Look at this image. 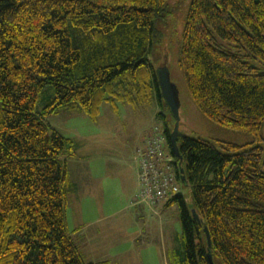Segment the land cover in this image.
Here are the masks:
<instances>
[{"label":"trees","instance_id":"trees-1","mask_svg":"<svg viewBox=\"0 0 264 264\" xmlns=\"http://www.w3.org/2000/svg\"><path fill=\"white\" fill-rule=\"evenodd\" d=\"M168 1L0 0V264H112L86 262L69 230L78 144L46 116L79 110L97 123L104 104L167 105L150 54ZM178 66L199 111L247 139L183 132L179 158L176 119L159 112L192 196H166L181 211L171 264H214L209 250L215 264H264V0H191Z\"/></svg>","mask_w":264,"mask_h":264},{"label":"rangeland","instance_id":"rangeland-1","mask_svg":"<svg viewBox=\"0 0 264 264\" xmlns=\"http://www.w3.org/2000/svg\"><path fill=\"white\" fill-rule=\"evenodd\" d=\"M190 1H168L167 11L155 24L162 36L154 41L150 54L151 63L159 69L160 66H165L162 62L168 60L171 79L177 84L182 99L183 110L180 108L182 133L207 139L218 137L244 141L247 136L243 130L222 128L209 121L189 96L178 66V59ZM53 94V90H50L49 95ZM47 96L46 99L38 102L39 109L48 102ZM118 106V109H114L110 104H104L97 124L85 112L79 110H61L46 116L52 127L65 136L73 138L78 144V158L69 165L75 180L81 186L84 175L89 186L92 184L93 188L99 191L85 195H80V192L73 193L67 210L69 230L86 262L98 263L110 258L112 264H171L174 259L172 252L182 248L180 204L176 202L171 206L162 207L156 216L151 212L152 208L143 203L146 206L147 216L134 220L132 217H137L138 214L130 207L132 203L128 200V196L126 197V191L117 173L124 170L122 162L125 161L126 150L133 146L136 139L140 137L144 139L149 129L154 126H160V132L165 136L166 153L170 155L171 146L166 134V119L172 125L175 117L167 105H159L157 101L137 107L119 102ZM159 112H164L166 119ZM109 145L115 146L112 151L108 148ZM128 155L130 157L131 152L127 153ZM165 163H167L166 159ZM79 164L80 175L77 174ZM172 165L177 175V165L175 162ZM176 180L181 193L191 203L190 188L178 177ZM114 186L116 191H113ZM171 195L175 194L171 193ZM159 215H162L161 218ZM81 223L90 228L86 227L83 233L80 231L75 233L74 230H77V226H81ZM145 225L150 230L144 227ZM120 226L123 229H120ZM98 229L100 233L97 232ZM139 231L142 237L132 242L130 238ZM81 238L84 243L81 242ZM143 241L145 243L141 244Z\"/></svg>","mask_w":264,"mask_h":264},{"label":"built area","instance_id":"built-area-1","mask_svg":"<svg viewBox=\"0 0 264 264\" xmlns=\"http://www.w3.org/2000/svg\"><path fill=\"white\" fill-rule=\"evenodd\" d=\"M138 151L136 160L139 167V189L132 202H144L153 207L170 192L179 191L173 171V158L166 154L164 140L158 128H155L147 139L145 149Z\"/></svg>","mask_w":264,"mask_h":264},{"label":"crops","instance_id":"crops-1","mask_svg":"<svg viewBox=\"0 0 264 264\" xmlns=\"http://www.w3.org/2000/svg\"><path fill=\"white\" fill-rule=\"evenodd\" d=\"M151 132H152V129H149V131L147 132V135H146V137L144 139H142V137L136 139L135 143H133V146H131L130 149H129L128 145H127V148L129 150H126V154H124L125 161L123 160L124 162H122L123 163V166H124V170H121L120 172L118 171L119 173H117V175H119V177H120V179L122 181L121 182L122 183V187L126 191V197L128 196L127 198L130 201L133 200V196H134V194L137 192V190L139 188V182H138V164L135 161V156L137 154L138 149H140V148L145 149V147L147 145V143H146L147 138L151 134ZM114 147L115 146H111V145L108 146V148L111 151L114 149ZM129 152H131V156L130 157H129L130 154L127 156V153H129ZM73 160H71V161H73ZM77 169H78L77 174L80 175V172H81L80 164L77 166ZM71 173H72V176H73L72 169H71ZM82 180H83V184L81 186L75 180L76 183L78 184V188H79V191H77V192H80V195L81 194H84L85 195L86 193H88V194L89 193L95 194V193L99 192L98 190H95L93 188L92 184H91V186H89L88 180L85 179V176L84 175H83ZM114 187L115 188L113 189V191H116V186H114ZM170 200H171V197L164 198L162 201L158 202L157 205H155L156 208H155V206L152 208L151 212L154 213V214H156V216H157L158 215V212H160V209L162 207L171 206ZM126 207H127V205H126ZM130 207L132 209H135L136 212H137L136 214H138L137 217H132L134 220L135 219L139 220L141 217L147 216V214L145 212L146 206L144 204H142V203H137V204H134V205L131 204ZM161 216L162 215H159L160 218H161ZM77 227H78V229L77 230H74L75 233L77 231H80V232L83 233L86 227L88 229L90 228V227H88V225L86 226L84 223H81V226H77ZM144 227L148 228L147 225H145ZM119 228L120 229H123L122 226H120ZM99 231L100 230L98 229L97 232L100 233ZM141 237H142V235H141V233L139 231L138 234H136L135 236L131 237L130 240H132V242H135V240L137 241L138 238H141ZM164 239H165V245H167L168 243L166 241V237L165 236H164ZM81 242L84 243L85 241H83L82 238H81ZM143 243H145V241H143L141 244H143ZM172 249H174V246L172 247ZM167 250H168V248H167ZM172 256H173V254H172ZM104 260H110V258H108V259L106 258ZM104 260H102V261H104ZM142 263H143V261H142Z\"/></svg>","mask_w":264,"mask_h":264},{"label":"water","instance_id":"water-1","mask_svg":"<svg viewBox=\"0 0 264 264\" xmlns=\"http://www.w3.org/2000/svg\"><path fill=\"white\" fill-rule=\"evenodd\" d=\"M157 72H158L159 83L161 86L163 96L176 119L174 130L171 132L172 147H173V150L176 156L181 158L182 155L179 150L178 139L180 136L183 135V133L180 131V119H181L180 106L181 105H180V98H179V90H178L177 84L171 79V71L167 65L162 66V67L160 66L159 69H157ZM184 171H185L184 168L180 169V174L182 175L181 178L183 182L186 179ZM193 213L197 218L199 217L195 209H193ZM205 231L207 233L208 247L210 248L211 236H210V233L207 227H205ZM208 257H209V260L215 264L211 250L208 251Z\"/></svg>","mask_w":264,"mask_h":264},{"label":"bare ground","instance_id":"bare-ground-1","mask_svg":"<svg viewBox=\"0 0 264 264\" xmlns=\"http://www.w3.org/2000/svg\"><path fill=\"white\" fill-rule=\"evenodd\" d=\"M167 103V102H166ZM168 105V104H167ZM142 204L144 203V202H141ZM144 204H146V203H144ZM149 206V205H148ZM150 207V206H149ZM154 207V206H153ZM153 207H150V208H153ZM212 240V239H211Z\"/></svg>","mask_w":264,"mask_h":264}]
</instances>
